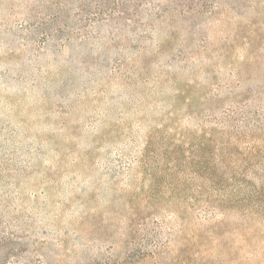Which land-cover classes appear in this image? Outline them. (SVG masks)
Masks as SVG:
<instances>
[{"label":"rangeland","instance_id":"obj_1","mask_svg":"<svg viewBox=\"0 0 264 264\" xmlns=\"http://www.w3.org/2000/svg\"><path fill=\"white\" fill-rule=\"evenodd\" d=\"M238 94L264 0H0V264H264V202L207 181Z\"/></svg>","mask_w":264,"mask_h":264},{"label":"trees","instance_id":"obj_2","mask_svg":"<svg viewBox=\"0 0 264 264\" xmlns=\"http://www.w3.org/2000/svg\"><path fill=\"white\" fill-rule=\"evenodd\" d=\"M263 93L256 95L261 98ZM243 95L228 100V109L217 120L220 128H207L202 146L207 158V181L212 186L226 189L232 185L250 186L242 198L219 194L213 202H264V104L251 110L241 105ZM215 106L208 111L214 112ZM217 119V118H215ZM238 194V193H237ZM241 195V194H238ZM228 210L219 216L226 217Z\"/></svg>","mask_w":264,"mask_h":264}]
</instances>
